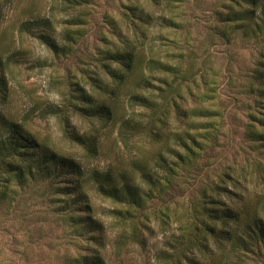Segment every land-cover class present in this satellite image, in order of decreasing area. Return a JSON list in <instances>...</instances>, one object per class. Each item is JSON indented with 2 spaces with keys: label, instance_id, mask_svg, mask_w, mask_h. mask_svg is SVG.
Segmentation results:
<instances>
[{
  "label": "trees",
  "instance_id": "trees-1",
  "mask_svg": "<svg viewBox=\"0 0 264 264\" xmlns=\"http://www.w3.org/2000/svg\"><path fill=\"white\" fill-rule=\"evenodd\" d=\"M91 1L52 4L69 11ZM224 1L221 22L264 39V0ZM125 11L123 17L135 29L133 40L122 39L119 23L107 15L108 29L123 43L114 44L113 50L99 49L96 58L83 60L78 49L88 33L86 12L71 18L63 44L38 35L53 54L88 66L70 84L62 104L44 110L63 120L65 137L81 150L80 158L40 137L25 121L4 114L9 62L0 59V216H9L21 200L43 202L46 212L82 240L69 264H117L129 245L148 253L157 232L165 239L153 264H264V52L246 90L251 97L243 136L248 145L238 152L244 162L239 154L229 160L220 152L232 141L221 140L226 111L215 104L217 69L206 59L199 62L188 46L184 53L159 51L167 44L157 40L169 38L162 33L154 37L142 28L152 26L153 15L137 6ZM156 21L161 30L183 27L170 14ZM38 25L48 26L31 22L25 27ZM219 34L230 40L227 32ZM72 117H81L88 129L72 128ZM113 135L119 147L116 162L89 168L87 163L104 152L105 138ZM96 197L112 204L106 212L111 224L98 217ZM23 212L27 220L30 212ZM109 233H115L113 244ZM2 250L0 264L10 263Z\"/></svg>",
  "mask_w": 264,
  "mask_h": 264
},
{
  "label": "rangeland",
  "instance_id": "rangeland-1",
  "mask_svg": "<svg viewBox=\"0 0 264 264\" xmlns=\"http://www.w3.org/2000/svg\"><path fill=\"white\" fill-rule=\"evenodd\" d=\"M157 3L155 5L152 0H93L88 7L63 11L61 7H54L52 0H13L10 4L0 0V59L9 62L6 72L9 97L4 114L13 120L25 121L28 128L40 137H49L62 151L80 158L81 150L72 146L65 137L63 120L45 114L44 110L61 105L64 95L72 90L70 84L83 77L88 66L70 56L53 54L38 35L47 34L49 38L63 44V32L72 26L69 24L71 18L86 12L88 33L78 49L83 60L86 56L96 58L101 48L113 50L114 44L122 46V39L133 40L135 29L131 21L123 17V12H126V6H137L155 19L152 26L145 25L142 28L154 37L162 33L170 40L168 42L159 38L157 42L167 44L166 47L161 45L159 51L184 53L188 46L196 52L199 62L206 59L217 69L219 77L215 104L226 111L223 128L225 137L221 140L225 143L232 141L220 152L232 160L242 146L248 145L243 138L248 122L247 104L251 102L246 90L258 61L262 59L264 39L246 36L243 30L235 32L230 25L220 21L219 14L226 12L224 4L227 1L157 0ZM168 13L181 22L183 27L180 31L161 30L156 19ZM107 15L119 23V32L125 37L121 39L110 32L105 20ZM31 22H43L48 26L38 25L26 29L25 25ZM219 32H227L230 40L222 38ZM174 42L178 44V50L174 49ZM157 45L160 46L159 43ZM190 106H193L191 101ZM70 124L80 131L88 129L87 122L81 117H72ZM117 148L115 135L106 137L104 152L97 160L88 162V167L104 169L115 163ZM238 160L244 162L243 156L239 154ZM28 202L26 204L21 200L13 213L0 216V249H3V258L10 261L7 264H69L68 260L77 254L76 244L82 245V240L73 236L68 226L46 212L47 207L43 202L37 201L38 205L31 199ZM94 204L98 209V217L107 225L111 224L113 220L106 212L112 208V204L98 197L94 198ZM23 209L30 212L27 220L23 218ZM109 238L113 244L115 233H109ZM164 239L159 232L152 236L146 251L148 253L129 245L125 252L127 255L119 258L117 264H153V256L163 247ZM112 244L108 246L110 256L114 251Z\"/></svg>",
  "mask_w": 264,
  "mask_h": 264
}]
</instances>
